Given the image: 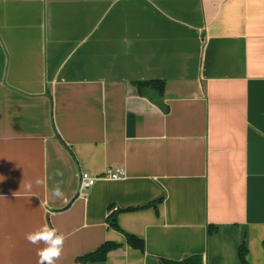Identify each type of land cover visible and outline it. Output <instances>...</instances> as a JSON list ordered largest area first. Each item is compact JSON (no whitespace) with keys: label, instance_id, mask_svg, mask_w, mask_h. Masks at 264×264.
<instances>
[{"label":"crops","instance_id":"crops-1","mask_svg":"<svg viewBox=\"0 0 264 264\" xmlns=\"http://www.w3.org/2000/svg\"><path fill=\"white\" fill-rule=\"evenodd\" d=\"M43 225L56 264H264V0H0V264Z\"/></svg>","mask_w":264,"mask_h":264},{"label":"trees","instance_id":"trees-1","mask_svg":"<svg viewBox=\"0 0 264 264\" xmlns=\"http://www.w3.org/2000/svg\"><path fill=\"white\" fill-rule=\"evenodd\" d=\"M133 84L136 86L139 94L144 96V95H149V93H151L150 96L152 99H153V96L161 97L164 92V82L161 80L134 81ZM107 222H108L109 227L115 230H118L124 234L127 243L131 247L143 250L144 248L143 240L135 236L134 234H130V233L123 231L121 227L118 225L117 218H116V211L110 213L107 216ZM208 231L209 233H211L212 229H210L209 227ZM117 247H119V244H116L111 241H105L94 251L76 258L75 264H85L88 261H103L106 259L107 254L113 249H116ZM246 254H247L246 248L244 247V245H241L239 247V259L242 264H249L246 260ZM202 261H203L202 258L199 256H195V257L191 256V257H188L182 260L179 263L175 262V263H170V264H203ZM161 264H164V263H161Z\"/></svg>","mask_w":264,"mask_h":264},{"label":"clouds","instance_id":"clouds-1","mask_svg":"<svg viewBox=\"0 0 264 264\" xmlns=\"http://www.w3.org/2000/svg\"><path fill=\"white\" fill-rule=\"evenodd\" d=\"M55 175L62 176L63 173L60 170H56ZM36 183H41V181L38 179ZM51 195L57 199L64 196L59 183L52 189ZM49 214H51L50 210ZM25 239L30 244L38 246V264H56V261L62 255L65 237L56 228L43 225L38 230L27 233ZM40 244L44 246L39 247Z\"/></svg>","mask_w":264,"mask_h":264},{"label":"built area","instance_id":"built-area-1","mask_svg":"<svg viewBox=\"0 0 264 264\" xmlns=\"http://www.w3.org/2000/svg\"><path fill=\"white\" fill-rule=\"evenodd\" d=\"M100 178L110 179V180H120L125 178V170L121 167L108 168ZM98 177L91 175L86 171H82L79 174V190L84 192L91 188Z\"/></svg>","mask_w":264,"mask_h":264}]
</instances>
